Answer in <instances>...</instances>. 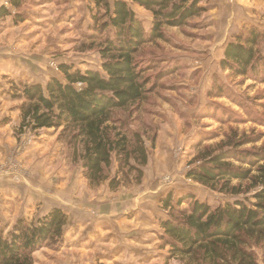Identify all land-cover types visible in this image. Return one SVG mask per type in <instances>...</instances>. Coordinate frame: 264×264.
<instances>
[{
    "label": "rangeland",
    "instance_id": "374dc122",
    "mask_svg": "<svg viewBox=\"0 0 264 264\" xmlns=\"http://www.w3.org/2000/svg\"><path fill=\"white\" fill-rule=\"evenodd\" d=\"M4 3L12 14L18 12L24 16V21L14 29L26 37L21 43L14 40L18 34L13 36L10 54L17 59L10 64L8 97L0 99V110H4L0 125L5 130L0 138V180L9 183L10 190L8 194L0 191V229L6 233L18 219L29 223L40 215L42 209L38 206L39 200L36 201L41 199L39 193L37 190H33L35 194L26 193L24 185L54 189L50 182L57 187L63 183L68 185L66 189L51 192L61 200L82 201L97 211L101 205L104 211L118 205L121 211L124 207L130 208L122 215L123 222L119 218L112 221L116 223L115 233L123 241L132 231L135 236L145 233L146 229H140L137 224L140 214L145 213L154 221L148 224L153 231L144 234L148 236L146 243L153 239L152 246H144L145 251L143 244L136 249H124L120 252L121 264H186L177 256L169 258V247L160 244L159 234L163 229L156 219L167 215L161 199L171 193L175 203L181 196L191 195L215 207L236 198L253 201L252 195L262 188L251 185L250 179L237 178H231L226 185L220 178L211 188L189 178L187 173L207 161L208 156L227 151L221 163L250 169V176L258 174L257 167L264 164V71L259 77L234 76L220 66L225 46L236 35L245 34L251 27L264 30V6L256 0L203 1L200 5L205 11L201 16L191 18L180 27H164V39L140 49L136 59L143 66L150 65L145 75L149 76L147 87L151 92L137 105L115 115L125 119L130 129L142 136L148 153L142 179L137 183L134 174L127 177L128 181L117 175L118 163L113 157L109 178L91 186L79 157L82 145L70 144L69 137L61 135L60 129L39 133L20 129L19 106L24 101L23 86L44 85L51 74L61 76L60 62L73 64L83 71H101L98 46L90 49L92 45L86 36L89 25L94 22L93 4L89 0H28L16 10L8 1ZM132 8L147 31L151 13L137 5ZM12 16L3 19L10 27ZM16 43L21 44V51L14 48L18 46ZM258 48L264 56V38ZM214 85L221 88L216 89ZM41 135L50 138L52 146L40 149L42 146L36 139ZM27 151L29 159L20 160L19 156ZM257 152L263 154L260 162L248 164L247 153ZM52 160L53 167H48L47 162ZM114 176L118 184L111 188L108 183ZM224 186L227 189L221 192ZM60 245L37 250L33 255L34 264H60L58 259L63 258ZM256 252L258 264H264L260 250Z\"/></svg>",
    "mask_w": 264,
    "mask_h": 264
},
{
    "label": "trees",
    "instance_id": "16d2710c",
    "mask_svg": "<svg viewBox=\"0 0 264 264\" xmlns=\"http://www.w3.org/2000/svg\"><path fill=\"white\" fill-rule=\"evenodd\" d=\"M203 1L207 0H89L95 14L86 36L90 49L98 46L101 71H83L60 62L61 76L51 75L44 85H24L20 129H60L70 144H81L79 157L91 186L109 178L113 157L118 163L117 175L128 181L127 177L134 174L139 183L148 162L147 149L141 134L115 113L137 105L151 92L149 76L145 75L150 65L143 66L136 59L140 49L164 39V27H180L201 16ZM27 2L8 0L16 10ZM133 5L151 13L147 31ZM8 15L10 10L2 4L0 19ZM12 21L22 23L24 16L15 12ZM263 38L264 30L255 27L236 35L224 48L221 68L234 76L262 75L264 56L258 43ZM226 153L208 156L207 161L190 168L187 176L211 188L220 178L224 185L231 178L250 179L251 185L262 188L252 195L253 201L236 198L215 207L191 195H183L174 203L172 194H167L161 199L167 215L160 220L163 231L159 240L161 246L169 247V258L177 256L186 264H258L259 249L264 260V164L257 167L258 174L250 176V169L221 163ZM262 155L247 153L245 161L259 163ZM108 184L115 188L118 178L114 176ZM226 189L224 186L220 191ZM66 222L64 209L54 206L29 223L18 219L6 233L0 229V264H34L37 250L61 242Z\"/></svg>",
    "mask_w": 264,
    "mask_h": 264
},
{
    "label": "crops",
    "instance_id": "0c3cea01",
    "mask_svg": "<svg viewBox=\"0 0 264 264\" xmlns=\"http://www.w3.org/2000/svg\"><path fill=\"white\" fill-rule=\"evenodd\" d=\"M5 1L8 0H0V6L2 4L4 5ZM256 1L260 6H264L263 0ZM10 13L11 15L14 14H12V11H10ZM4 18L0 19V21L2 20L0 24H3V26L0 28V99L8 97L7 92L9 90L7 81L9 79L8 75L10 64L14 63L13 60L17 59H13L10 54V44L14 43V40L16 39L21 40V43H24L25 41L23 39L24 37H26L25 34L22 36L18 34L19 32L14 29L17 28V25L13 24V21L11 22L12 27L9 26L8 21L3 22ZM10 30L14 31L10 33ZM15 34L18 35H16L15 39L13 40V36ZM33 42H35V40H33ZM29 43L30 45L33 44L32 42H28V44ZM14 45H18L14 48L21 51L22 48L20 47V43H16ZM15 57H17V55ZM19 109L22 111L21 105L19 106ZM3 111L0 110V120H2V117L4 115ZM5 111H8V109H6ZM20 117L22 120V116ZM2 135H5V130L3 128V125H0V138L2 137ZM34 138L36 139V137ZM36 140L39 146H42L40 149H47L48 146H52L50 138H48L46 135H41ZM36 140H33L35 141L33 142V144L36 143ZM40 143H42V145ZM28 152L29 151L24 152L22 155H20L19 159L23 161L28 160V156L30 155L29 153V155L26 156V153ZM47 166L53 167V160L48 161ZM54 174L52 176H54ZM8 185L9 183H6V181H4L3 179L0 180V191L7 192L8 194V192L10 191L8 190ZM49 185H52L54 189H47L43 186L32 187L28 184V187L24 185V190L26 191V193L29 192L31 194H35L36 191L33 192V190H37V193H39L38 196L41 197V199H36V201L39 200L40 204L38 206L40 207V211L42 209L39 216L46 214L54 206L62 207L67 215V222L63 228V234L60 242V252H63V258L58 259V262L60 264H121L120 258L122 255L120 252H122L124 249L131 250L130 247H132V249H136V247L140 244H143V250L145 248L144 246H152L150 242L153 239L149 242V244L146 243L148 241V236H145L144 234L153 231V228H151L152 226H148V224H150L153 220H150L149 216H146L145 213L141 212L143 214H140L139 219L137 217V224L139 225L140 229H146L143 230L145 231V233L143 234L142 232H140L139 236H135L134 232L132 231V234L124 237L123 241L119 234L115 233L114 226L116 225V223L112 221L113 219L117 220V218H119L122 220H120V222H123L122 215L129 212L130 208L124 207L121 211V206L118 205L112 209L109 208V210L105 209L104 211V205H101L100 210L97 211L96 207H91L90 205L85 204L82 201L61 200L55 194L51 193L52 189L54 192H58L59 190L66 189L68 185H63L62 183L61 186H58L59 188L52 182H50ZM56 200L59 202H57ZM139 213L140 211L137 214ZM150 213L151 212H149V215ZM161 218H158L156 220H158L159 222Z\"/></svg>",
    "mask_w": 264,
    "mask_h": 264
},
{
    "label": "built area",
    "instance_id": "2783aa9c",
    "mask_svg": "<svg viewBox=\"0 0 264 264\" xmlns=\"http://www.w3.org/2000/svg\"><path fill=\"white\" fill-rule=\"evenodd\" d=\"M24 128H28V129H29V131H31V129H30V126H25ZM24 128H23V129H24Z\"/></svg>",
    "mask_w": 264,
    "mask_h": 264
}]
</instances>
